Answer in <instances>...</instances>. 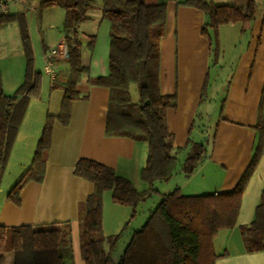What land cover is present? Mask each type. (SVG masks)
<instances>
[{
	"label": "crops",
	"instance_id": "obj_1",
	"mask_svg": "<svg viewBox=\"0 0 264 264\" xmlns=\"http://www.w3.org/2000/svg\"><path fill=\"white\" fill-rule=\"evenodd\" d=\"M12 1L8 0V13H20L26 19L34 68L42 74V86L40 95L31 97L28 102L1 178L0 225H30L34 229L68 226L70 243L63 245L60 252L64 259H71L72 264H85L80 251V208L93 192L94 185L75 174L76 163L81 158L99 162L128 179L137 190L145 191L149 186L141 179V170L146 164L148 143L105 134L109 89L91 83L93 78L106 75L109 70V22L101 19V3L100 12L91 15L87 11V20L78 27L81 64L89 68V73L83 75L78 84L81 97L72 102L68 122L62 123L58 117L64 85L68 81V62L55 59L54 76H51L43 55L65 43L62 28L65 12L62 20L43 30L39 27V8L43 11L53 4L43 6L44 0ZM181 1L184 0L167 4L165 32L160 40L159 86L162 94L176 97V105L166 110L167 129L173 137L172 154H177L182 166L189 152L190 137L193 141L207 140V157L189 177L180 166L169 180L155 181L156 192L137 209L150 202L152 207L176 188L186 195L233 191L255 153L259 142L256 125L259 117H263L262 152L242 193L235 226L220 230L213 240V248L218 255L214 264H264V250L247 251L240 232L241 226L253 220L264 190V8L256 10L252 18L225 23L215 30L208 28L205 35L202 32L207 25L205 13L182 5ZM212 1L218 5L245 6L246 3V0ZM30 11L37 16L36 36L32 29L33 15H28ZM40 17L42 24V14ZM102 26L105 29L100 50L98 38ZM91 36H95L92 48L88 46ZM211 59L215 65L212 73ZM24 69L25 55L18 23H3L0 26V72L5 94H13L21 84ZM211 74L215 82L211 94L205 98ZM220 92L223 98L218 96ZM204 99L208 103L203 107V119L197 126L195 121ZM217 99L222 100L214 113ZM49 116L54 120L42 180L26 182L15 202L8 194L28 171ZM178 148L181 150L176 152ZM132 211L130 206L115 203L112 192L106 190L102 205L104 234H117L128 223L125 233L129 231L127 238L130 239L131 232L136 230L129 228Z\"/></svg>",
	"mask_w": 264,
	"mask_h": 264
},
{
	"label": "trees",
	"instance_id": "obj_2",
	"mask_svg": "<svg viewBox=\"0 0 264 264\" xmlns=\"http://www.w3.org/2000/svg\"><path fill=\"white\" fill-rule=\"evenodd\" d=\"M98 0H44L43 6L58 5L65 12L63 32L67 46L68 81L64 85L61 113L67 123L70 107L81 97L78 84L89 68L81 64L79 25L87 20V11ZM101 19L109 22L108 73L93 78L92 84L109 89L105 134L127 136L148 143L146 164L141 179L149 186L139 191L132 183L99 162L81 158L75 165L76 175L91 181L93 192L82 203L80 251L85 264H214L218 255L213 240L220 230L235 226L242 193L262 152L263 117L256 125L259 142L255 153L236 188L231 192L198 195L183 194L179 188L162 196L149 212L144 224L131 232L129 242L118 260L114 257L117 245L128 223L114 235L106 236L102 228L103 194L112 192V199L130 206L134 217L137 207L153 192L155 181L169 180L177 169L178 156L172 154V134L167 129L166 110L176 105L174 95L160 91V40L165 32L167 4L174 0H100ZM182 5L202 10L208 28L252 18L255 0L245 6L235 3L215 4L212 0H184ZM16 21L25 55V69L21 84L13 94L3 91L0 72V182L19 126L31 97L40 95L42 74L34 68V53L26 19L23 14L0 12V26ZM91 36L88 46L94 45ZM136 85L139 98L131 99L130 87ZM54 118L49 116L42 131L28 171L9 192L18 202L22 186L41 181L50 145ZM207 140L188 139L189 152L182 163L186 177L207 157ZM181 148L176 149V152ZM245 249L264 250V190L255 209L253 220L240 227ZM70 243V230L60 228L34 229L30 225L7 227L0 225V264L11 252L12 264H67L60 248ZM108 245L106 249L105 246Z\"/></svg>",
	"mask_w": 264,
	"mask_h": 264
},
{
	"label": "rangeland",
	"instance_id": "obj_3",
	"mask_svg": "<svg viewBox=\"0 0 264 264\" xmlns=\"http://www.w3.org/2000/svg\"><path fill=\"white\" fill-rule=\"evenodd\" d=\"M160 1H163V0H160ZM11 2H13V1L10 0V3ZM100 3H101L100 0L96 1L95 3H93L91 5L90 9L88 10L89 14L93 15V14H96L97 12H100ZM238 6L243 8L244 5H238ZM263 8H264V0H255V10L261 11ZM31 13L33 15V16H31V19L33 20L32 21L33 34H35V36H36L37 16L34 14L33 11H30V13L28 15H30ZM41 14H42V20H43L42 24L40 23V18H41L40 15ZM33 17H34V19H33ZM62 18H64V10L58 5H54V6L50 7V8L44 9L43 11H40V8H39V27H42L43 30L49 29V25L50 24H54L57 21L62 20ZM239 21H241V20H239ZM104 23H105L104 25H106V27H108V23L107 22H104ZM104 29H105V26H102L101 29H100V32H99L98 49H100V50H101V48H103V40H102L103 38L102 37H103ZM36 42H37V40L34 37V43H36ZM43 57H44V55H43ZM213 57H214V52H213ZM43 61H44V58H43ZM222 65H223V63L221 64V69H222ZM44 66H46L45 61H44ZM214 66H215L214 62L211 59V73L214 70ZM46 69H47V67H46ZM221 69H220V71H221ZM222 74H223V71H222ZM212 76L213 75L211 74V78H210V81H209V87L207 88L208 90L206 92L205 98H207L212 92V88H213V85H214V82H215ZM130 92H131L132 99L134 101H137L138 97H139L138 92H137V86L136 85H131ZM218 96L220 98H223V97H221L222 96L221 92H220V94ZM216 98H217V94H216ZM220 100H222V99H217L216 102L214 101V103L216 105V106H214V113L217 112V110L219 108ZM206 103H208V101H207V99H204L203 102H202V106H201V108L199 110L198 117L196 118V121H195V125H197V126H198V124L201 123L200 121H202V119H203L202 118V116H203V107H204V105ZM180 166H181V161L178 160L176 172L180 168ZM158 202L159 201H157V203L155 205H153L152 207H150L152 205L151 202H150V205L147 204L146 206H140L136 210V213H135L134 217H132L130 219V223H129L130 230L140 228L144 224V222L146 221V219H147V217L149 215V213H148L149 210L150 209L153 210L158 205ZM127 232L129 233V231H127ZM128 233L127 234L126 233L123 234V237L121 238V240L119 241V243L117 245L116 251L114 253V257L116 258V260L119 259V257L123 253L127 243L129 242V238H127ZM65 258H66L65 260H66L67 264H72V260L71 259H68L67 257H65ZM12 261H13L12 253L11 252H7L6 253V260H5L4 264H12Z\"/></svg>",
	"mask_w": 264,
	"mask_h": 264
},
{
	"label": "built area",
	"instance_id": "obj_4",
	"mask_svg": "<svg viewBox=\"0 0 264 264\" xmlns=\"http://www.w3.org/2000/svg\"><path fill=\"white\" fill-rule=\"evenodd\" d=\"M8 0H0V12L8 13ZM68 51L66 43H64L60 48L51 50L44 54V58L47 62V69L49 70L51 76H54L53 65L55 59H67Z\"/></svg>",
	"mask_w": 264,
	"mask_h": 264
}]
</instances>
